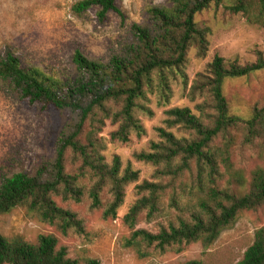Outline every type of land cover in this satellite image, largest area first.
Instances as JSON below:
<instances>
[{
  "label": "trees",
  "instance_id": "1",
  "mask_svg": "<svg viewBox=\"0 0 264 264\" xmlns=\"http://www.w3.org/2000/svg\"><path fill=\"white\" fill-rule=\"evenodd\" d=\"M222 0H171L168 5H150L142 23H132L126 42L106 59L89 57L76 51L72 62L74 74L66 78L48 76L30 66L13 52L0 56V90L13 94L29 106L50 109L62 124L56 128L53 153L42 157L33 171H16L0 178V216L16 208H26L40 221L54 226L62 235L84 233L83 220L61 202L90 200V207L101 203L106 190L108 202L103 217L115 218L122 206L125 188L136 183V199L123 216L130 230L125 245L141 257L150 252H180L187 245L200 242L208 248L238 213L264 206V167L252 171L248 188L235 190L220 186L222 164L239 186L241 175L230 165L232 130H244L243 142L255 138L264 143V106L255 108L248 119L228 114L223 93L226 78L248 76L264 70V58L258 53L252 63L225 65L215 55L206 73H198L189 90L192 99L200 95L196 105L199 114L188 107H171L164 111L165 127H157L158 141H151L147 151L133 158L154 166L153 180L138 182L139 171L128 161L124 166L117 154L107 161L106 142L100 135L105 123L117 127L111 141L125 143L132 133L140 136L144 128L136 112L152 115L149 94L157 105L170 99V79H185L184 66L191 47L203 57L208 49V28L201 27L195 16L212 2ZM118 0H80L73 9L81 13L96 8L100 21L109 12L121 21L124 14ZM232 12H243L250 21L264 28V0H258L256 12H250L245 0L227 6ZM185 85V81H184ZM220 143V144H219ZM68 166L70 168H68ZM173 219L160 224L156 231L137 227L145 213L150 220L166 210ZM0 264H99L96 259L82 261L68 255L57 238L39 235L36 243L21 236L11 239L0 233ZM182 264H202L192 259ZM237 264H264V226L258 228L253 243Z\"/></svg>",
  "mask_w": 264,
  "mask_h": 264
},
{
  "label": "rangeland",
  "instance_id": "2",
  "mask_svg": "<svg viewBox=\"0 0 264 264\" xmlns=\"http://www.w3.org/2000/svg\"><path fill=\"white\" fill-rule=\"evenodd\" d=\"M80 0H0V56L13 52L23 62L36 67L48 76L58 78L74 74L72 58L76 51L86 56L106 59L126 42L132 23H142L144 13L150 5H168L171 0H118L117 5L124 14V20L109 12L100 21L96 8L76 13L74 5ZM237 0L212 2L207 9L196 14L195 21L208 28V49L203 57L196 55L191 47L184 66L183 79L176 75L170 79V99L165 106L157 105L154 94H149V107L152 115L137 111L136 116L144 128L137 136L132 133L125 143L111 141L110 133L116 125L105 123L101 136L106 142L104 151L107 161L117 154L124 166L128 161L139 171L138 182L153 180L154 166L137 161L135 152L147 151L151 141H158L157 127H165L164 111L171 107H188L199 114L196 105L203 97L189 95L198 73H206L207 65L215 55L224 59L225 65L232 62L239 65L252 63L258 53L264 58V28L250 21L243 12H232L227 6ZM250 12H256L258 0H245ZM223 93L228 104V114L248 119L255 108L264 106V70L248 76L226 78ZM62 119L50 109L41 110L29 106L13 94L0 90V178L16 171H33L42 157L53 153V139L56 128ZM234 141L230 147V165L241 175L239 183L224 172L220 186L230 185L235 190H245L252 171L264 167V143L255 138L251 143L243 142L244 130H232ZM220 144V143H219ZM68 168H70L68 166ZM125 188L122 206L115 218H104L102 213L108 202L106 190L101 193V203L97 208L90 207V200L84 197L81 202H61L58 204L75 211L83 220L84 233L70 232L62 235L54 226L40 221L26 208H16L0 216V233L11 239L21 236L25 241L36 243L39 235H54L58 246H65L68 255L82 261L96 259L99 264H182L196 259L202 264H237L246 249L253 243L258 228L264 226V206L256 210L240 211L234 223L225 228L218 238L204 248L200 242L187 245L182 251L150 252L141 257L136 250L125 245L131 230L123 222V216L136 199L134 186ZM164 210L148 220L142 213L137 227L156 231L160 224L173 219V211L166 204Z\"/></svg>",
  "mask_w": 264,
  "mask_h": 264
}]
</instances>
